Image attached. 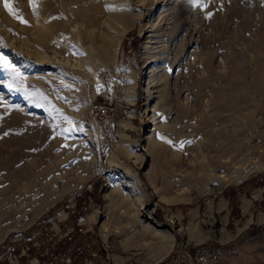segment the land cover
I'll list each match as a JSON object with an SVG mask.
<instances>
[{
    "label": "rangeland",
    "instance_id": "obj_1",
    "mask_svg": "<svg viewBox=\"0 0 264 264\" xmlns=\"http://www.w3.org/2000/svg\"><path fill=\"white\" fill-rule=\"evenodd\" d=\"M24 1L25 7L19 10L18 19H15L17 23L29 26L41 13L38 9L43 8V0ZM130 4L133 15L140 16L141 20L136 21L132 15L129 18L130 28L122 40L115 67L110 60L107 65L87 69L79 68L73 58L76 55L64 48L57 55L58 59L63 61L66 57L71 65H75L74 69L53 61L40 64L34 52L39 48L51 57L54 54L49 49L50 44L34 45L29 32L18 30L16 24H7L1 18L7 9L0 7V57L11 65L10 69L0 66V107L28 117L21 122L23 126L34 123L36 129L43 128L44 134H33L27 150L47 149L53 139L54 145L59 147L62 134L60 139L66 142L65 150L61 151L63 155L78 163L86 161L85 169L83 167L66 183L56 186L51 194L55 201L46 211L40 213L41 202L37 200L18 218L2 224L0 264L146 263L148 250L123 249L128 243L113 234L115 222L122 219L116 217L118 210L105 198L109 177L113 184H122L126 190L123 173L107 164L119 125L132 111L130 127L125 134L130 148L138 154L146 147V138L153 127L151 113L146 112L145 79L141 70L144 62L142 45L150 30L146 26H153V36H158L153 41H162L166 48L167 70L156 109L165 124L177 132H188L210 107L212 90L201 84L208 79L209 69L224 75L233 64L230 61H236L237 66L244 63L243 66L248 67L249 81L258 71L264 73V56L259 62L253 51L260 36H264V22L255 20L258 6L254 0H148L145 5L130 0ZM77 5L64 0L62 10L78 26L82 42L87 43L97 36L100 21L98 18L92 22L75 17L72 7ZM140 27L145 30L140 31ZM65 38L69 47L79 45L76 34L66 33ZM23 40L30 49L23 48L20 42ZM53 69H58L66 78L55 82L48 74ZM129 72L137 76L133 104L129 99ZM18 118L16 115L8 119L7 126L14 125ZM258 137L256 156L242 164L241 172L246 177L239 182H228L231 173L219 174L220 181L204 182L196 163L190 158L177 163L166 174V182H171L168 196L173 197L172 203L160 198V180L147 182L146 210L154 209L153 217L162 223L161 229L178 231L174 248L160 263L172 261L180 248L178 243L194 255L200 245L233 250L236 248L233 243L242 239L245 229L253 230L259 237L264 235V122ZM258 165H262V170L255 171L254 167ZM131 166L145 181L149 171L148 157L145 163L133 158ZM231 190L235 196L226 195ZM245 203L248 205L246 213ZM228 209H232L230 218L226 213ZM194 213L198 215L195 219ZM171 214L173 218H167ZM106 220L109 221L104 234L100 227ZM191 222L198 223L197 234L202 240L198 243L189 238L187 227ZM65 258L68 261L61 262Z\"/></svg>",
    "mask_w": 264,
    "mask_h": 264
},
{
    "label": "bare ground",
    "instance_id": "obj_2",
    "mask_svg": "<svg viewBox=\"0 0 264 264\" xmlns=\"http://www.w3.org/2000/svg\"><path fill=\"white\" fill-rule=\"evenodd\" d=\"M23 1L0 0V7H5V2L8 4V7H5L7 12L2 13L1 18L12 26L16 24L15 28L18 30L29 32L34 45L50 44L49 49L54 54L51 57L36 48L34 55L39 59L40 64L53 61L70 69H74L75 65H71L69 59L63 57L64 62L58 59L57 55L62 53V48L76 55L73 57L74 62L75 64L77 62L81 69L104 66L110 60L115 67L122 40L130 28L129 18L132 15L136 21L141 20L140 16L133 15L130 0H66L78 3L77 6L72 7L75 17L81 20L90 19L92 22L98 18L100 21L97 36L83 43L78 26L74 25L69 19L71 17L62 10L64 0H43V8L38 9L41 13L29 26L16 22L19 10L25 7V1ZM254 1L258 6L255 20L264 22V0ZM136 2L145 5L148 0H136ZM99 8H102V12ZM148 15H150L149 18L152 17V14ZM146 29L150 30L146 42L142 45L141 55L144 62L141 70L144 71L145 79L146 112L151 113L150 124L153 127L146 138V147L141 150L142 154H138L136 150L130 148L128 137L125 134V130L130 127L132 111L119 125L118 135L111 147L107 164L111 167L115 166L123 173L126 190L123 189L122 184H113L109 177L105 198L109 199L114 208L118 210L116 217L122 219L121 222L119 220L115 222L116 231L113 234L116 233L117 237L128 243L123 249L148 250L150 254L145 264H158L174 248L178 231L174 228L170 231L161 229L162 223L153 217L154 209L146 210L144 199L148 193L147 182L151 184L154 180H160L162 189L160 198L166 203H172L173 197L168 196L171 182L170 180L166 182V174L169 169L171 171L177 163L187 158L196 163L198 172L201 174L200 179L204 182L222 180L221 175L219 176L221 173H231L228 176L230 183L243 180L246 174L241 172L242 164L256 156L259 130L264 122V73L260 74L258 71L254 79L249 81L248 67L243 66L244 63L241 64L242 66H237L236 61V63L230 61L233 64L229 65L230 68L224 75L209 69L208 79L201 84L212 90L213 99L210 107H207V112L203 114L198 123L195 122V125L188 128V132H177L174 127L165 124V119H162L156 109L162 97V83L167 70L166 48L162 41H153L155 31L152 25L146 26ZM141 30L145 28L140 27ZM92 31L94 32L95 29ZM66 33L76 34L79 45L74 48L69 47L68 40L65 38ZM20 42L24 45L23 48L30 49L26 40ZM253 51L258 55L256 56L257 61L261 62L260 57L264 56L263 35L260 36L258 44L253 46ZM14 61L18 63L16 59ZM48 74L53 76L55 82L63 77L66 78L58 69H53ZM136 79V74L129 72L127 83L130 104L135 101ZM69 80L72 81L71 78ZM152 103L154 105L151 106ZM16 115L19 117L16 123L7 126V120L15 118ZM27 119L28 117H23L15 111L0 107V227L5 222L18 218L34 201L41 202L40 213L46 211L55 201L51 194L57 188L56 186L61 182L66 183L67 179L69 180L75 173L83 170V167L86 168V161L78 163L77 160H69L68 155H63L64 152L61 151L65 150L66 142L60 139L62 134L59 138L61 142L59 147L54 145L55 140L53 139L52 145L47 149L27 150L26 146L33 138V134H44L43 128L42 130L36 129L34 123L23 126L21 122ZM147 157L149 171L145 174L144 181L132 169L131 160L136 158V161L145 163ZM260 166L262 165L255 166V171L262 170ZM247 211L248 205L245 203L244 212ZM172 216L171 214L167 218L172 219ZM209 216L211 217V203ZM197 217V213H194L193 218ZM97 219L94 216V221ZM108 221H104L100 227L104 234L107 232L106 222ZM187 231L190 240L197 243L202 241L197 234L198 223L191 222ZM178 252L180 248L175 254ZM118 262L119 260L116 261Z\"/></svg>",
    "mask_w": 264,
    "mask_h": 264
},
{
    "label": "crops",
    "instance_id": "obj_3",
    "mask_svg": "<svg viewBox=\"0 0 264 264\" xmlns=\"http://www.w3.org/2000/svg\"><path fill=\"white\" fill-rule=\"evenodd\" d=\"M226 195L230 197L235 196L232 190ZM231 212L232 209H228L226 212L229 218L231 216ZM241 217H243V215H241ZM245 231L246 232L243 234L242 239H238L236 243H233V245L236 246V248L232 247L235 253L226 258L227 264H264V235L259 237L253 233V230L245 229ZM251 236L254 237L252 238ZM102 262L103 261H101V263ZM127 262L128 261H126V264Z\"/></svg>",
    "mask_w": 264,
    "mask_h": 264
},
{
    "label": "built area",
    "instance_id": "obj_4",
    "mask_svg": "<svg viewBox=\"0 0 264 264\" xmlns=\"http://www.w3.org/2000/svg\"><path fill=\"white\" fill-rule=\"evenodd\" d=\"M180 244V252L172 256V261L167 264H227L226 258L234 254L233 250L222 249L219 246H198L194 255L186 251V246ZM68 255V254H67ZM61 262H67V258L61 259Z\"/></svg>",
    "mask_w": 264,
    "mask_h": 264
},
{
    "label": "snow or ice",
    "instance_id": "obj_5",
    "mask_svg": "<svg viewBox=\"0 0 264 264\" xmlns=\"http://www.w3.org/2000/svg\"><path fill=\"white\" fill-rule=\"evenodd\" d=\"M5 7H8L7 2H5ZM10 11H11V9H10ZM0 66L5 67L6 69H10L11 68V65L3 57H0Z\"/></svg>",
    "mask_w": 264,
    "mask_h": 264
}]
</instances>
